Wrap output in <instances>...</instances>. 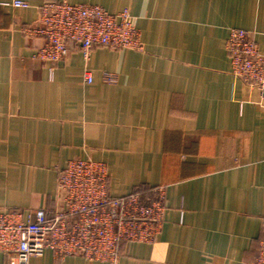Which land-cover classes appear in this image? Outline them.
Returning a JSON list of instances; mask_svg holds the SVG:
<instances>
[{
    "label": "crops",
    "instance_id": "1",
    "mask_svg": "<svg viewBox=\"0 0 264 264\" xmlns=\"http://www.w3.org/2000/svg\"><path fill=\"white\" fill-rule=\"evenodd\" d=\"M19 1L28 7L0 5V211L50 216L56 171L72 159L105 164L112 197L165 193L154 242L125 244L114 262L47 249L27 264L252 262L264 222V91L231 75L225 42L243 29L264 52V0H64L129 9L142 50L96 46L85 60L69 43L54 64L34 58L43 39L24 31L40 5L61 0Z\"/></svg>",
    "mask_w": 264,
    "mask_h": 264
},
{
    "label": "built area",
    "instance_id": "2",
    "mask_svg": "<svg viewBox=\"0 0 264 264\" xmlns=\"http://www.w3.org/2000/svg\"><path fill=\"white\" fill-rule=\"evenodd\" d=\"M0 5L28 7L19 0H0ZM37 11V26L24 32L43 39L34 58L44 63L61 61L68 54L69 43L79 45L85 60L96 46L142 50L139 29L127 8L111 14L97 5L61 0L45 2ZM225 48L231 74L264 91V52L251 33L230 29ZM103 78L115 82L112 74ZM93 81V73L86 71L84 82ZM56 172V207L50 216L43 209L26 214L0 211V253L8 264H27L30 257H40L47 249L59 259L82 256L114 262L123 245L154 242L165 211L162 187L112 197L107 192L105 164L89 158L72 159ZM144 192L150 193V199L142 198ZM249 264H264V222L258 255Z\"/></svg>",
    "mask_w": 264,
    "mask_h": 264
},
{
    "label": "rangeland",
    "instance_id": "3",
    "mask_svg": "<svg viewBox=\"0 0 264 264\" xmlns=\"http://www.w3.org/2000/svg\"><path fill=\"white\" fill-rule=\"evenodd\" d=\"M231 29H234V28H231ZM236 29V28H235ZM231 73V72H230ZM232 75V74H231ZM112 76H114V75H112ZM233 76V75H232ZM234 77V76H233ZM156 188V187H155ZM163 188V187H162ZM164 190V189H163ZM155 241V240H154Z\"/></svg>",
    "mask_w": 264,
    "mask_h": 264
},
{
    "label": "trees",
    "instance_id": "4",
    "mask_svg": "<svg viewBox=\"0 0 264 264\" xmlns=\"http://www.w3.org/2000/svg\"><path fill=\"white\" fill-rule=\"evenodd\" d=\"M54 210V209H53ZM53 212V211H52Z\"/></svg>",
    "mask_w": 264,
    "mask_h": 264
}]
</instances>
